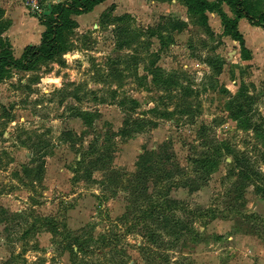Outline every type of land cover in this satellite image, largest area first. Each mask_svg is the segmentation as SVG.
<instances>
[{"label":"rangeland","instance_id":"374dc122","mask_svg":"<svg viewBox=\"0 0 264 264\" xmlns=\"http://www.w3.org/2000/svg\"><path fill=\"white\" fill-rule=\"evenodd\" d=\"M65 1L0 0L16 59ZM206 16L182 0H106L72 16L66 53L6 75L0 264H264V196L233 154L211 174L196 163L224 142L264 173L262 138L235 118L264 130V30L239 21L243 45Z\"/></svg>","mask_w":264,"mask_h":264},{"label":"trees","instance_id":"16d2710c","mask_svg":"<svg viewBox=\"0 0 264 264\" xmlns=\"http://www.w3.org/2000/svg\"><path fill=\"white\" fill-rule=\"evenodd\" d=\"M106 0H67L55 5L49 14H43L41 23L45 30L41 34V42L39 45H32L25 48L22 56L16 59L7 43H4L0 39V83L5 79L6 75L13 69L21 71L31 70L38 62L42 60H49L67 52L69 48V37L79 27L76 20L72 18L73 15L81 16L87 14L93 9L102 4ZM185 1L192 10H196L207 19L206 14L208 12H216L220 15L226 32L234 39L238 40L244 45V40L241 33L238 30V24L241 19H246L251 26L259 27L264 30V9L261 1L254 0H217V2H211L209 0H182ZM226 5L230 8L235 18H231L223 9L222 5ZM2 31V29H0ZM218 68V67H216ZM219 71L222 67L219 65ZM132 108L129 109L130 113H135L137 101L132 99ZM125 106V102L120 103ZM241 106V105H240ZM242 110H239L235 115L240 127L243 130L252 129L262 138L264 144V130L256 127L251 119L244 118L242 122ZM83 117H87L90 114H81ZM81 117V116H80ZM129 122L127 123V125ZM142 126V121L132 120L131 129L127 126L122 131V135L128 136L132 130L138 129ZM210 148V154H204L201 158L196 160L200 170L208 171L210 174L214 171V166H218V158L222 153H228L234 155V167L238 173V177L243 182H248L252 186H255L257 194L264 196V173L256 170L251 163V160L245 156H239L227 143H214ZM213 151V154L211 153ZM233 174V170H232ZM261 182V185L255 183ZM170 207L163 209L169 211ZM156 214L162 215L167 220L169 214L161 210V205L158 204L154 208ZM147 215V214H146Z\"/></svg>","mask_w":264,"mask_h":264},{"label":"crops","instance_id":"0c3cea01","mask_svg":"<svg viewBox=\"0 0 264 264\" xmlns=\"http://www.w3.org/2000/svg\"><path fill=\"white\" fill-rule=\"evenodd\" d=\"M243 19H241L240 21H242Z\"/></svg>","mask_w":264,"mask_h":264}]
</instances>
